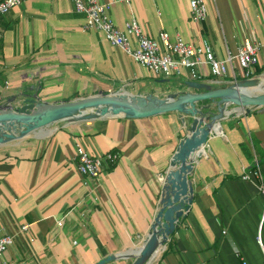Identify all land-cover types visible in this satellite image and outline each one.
<instances>
[{"label":"crops","instance_id":"obj_1","mask_svg":"<svg viewBox=\"0 0 264 264\" xmlns=\"http://www.w3.org/2000/svg\"><path fill=\"white\" fill-rule=\"evenodd\" d=\"M98 1L121 29L137 18L147 36L166 30L196 44L207 40L221 59L246 38L264 43V0H205L204 21L193 18L189 0ZM84 21L73 0H23L6 13L0 104L16 105L34 94L51 102L115 91L164 97L177 82L192 79L185 72L154 75L101 32L84 29ZM259 57L255 68H264V46ZM233 67L236 78L230 70L196 81L224 86L245 79L237 63ZM186 134L180 113L169 111L59 121L0 144V236L15 234L0 264H95L138 249L158 210L160 174ZM78 144L93 155L116 152L119 159L88 179L77 170ZM257 163L264 175V106L221 120L197 159L190 211L149 264L261 263L264 192L242 178ZM24 224L26 232L20 231Z\"/></svg>","mask_w":264,"mask_h":264},{"label":"water","instance_id":"obj_2","mask_svg":"<svg viewBox=\"0 0 264 264\" xmlns=\"http://www.w3.org/2000/svg\"><path fill=\"white\" fill-rule=\"evenodd\" d=\"M185 89H181L180 87ZM166 96L133 94L126 91L95 94L72 100L51 102L37 94L19 104H0V144L21 138L59 122L94 120L108 116L143 118L178 111L187 134L160 174L158 210L142 246L130 253L110 254L95 264L133 258L132 264H149L190 211L194 199V172L211 134L221 120L251 107L264 106V80L253 76L221 86L210 81L177 82ZM194 90V91H192Z\"/></svg>","mask_w":264,"mask_h":264},{"label":"built area","instance_id":"obj_3","mask_svg":"<svg viewBox=\"0 0 264 264\" xmlns=\"http://www.w3.org/2000/svg\"><path fill=\"white\" fill-rule=\"evenodd\" d=\"M123 1L130 3L131 0ZM22 2L23 0H0V24L2 17ZM73 2L76 12L84 14V29L101 32L107 41L121 47L133 60L156 76L185 72L190 78L198 80L207 73L223 76L232 70L236 78L233 67L236 61L242 76L249 78L255 70V65L260 61V50L264 46L261 41L246 38L235 53L228 50L226 57L221 59L217 57L213 45L207 40L196 44L188 42L179 34L173 37L166 30L159 32L157 37H150L143 32L137 18L126 20L124 28L121 29L114 23L108 5L98 0ZM189 5L195 20L204 21L207 18L208 6L205 0H189ZM76 155L77 170L88 179L98 178L106 166L116 163L119 159V154L111 151L93 155L80 144L76 146ZM242 178L254 180L264 192V175L259 163L250 169L245 168ZM84 182H87V178ZM28 227V224H24L20 231L26 232ZM14 237L15 234L7 233L0 236V256L13 244ZM257 242L264 253V242L260 235L257 236ZM243 264L250 263L244 260ZM259 264H264V260Z\"/></svg>","mask_w":264,"mask_h":264},{"label":"trees","instance_id":"obj_4","mask_svg":"<svg viewBox=\"0 0 264 264\" xmlns=\"http://www.w3.org/2000/svg\"><path fill=\"white\" fill-rule=\"evenodd\" d=\"M263 70H264V68H263V67L256 66V68H255L254 72L251 74V77H253V76H255V75H258V74L262 73V72H263Z\"/></svg>","mask_w":264,"mask_h":264},{"label":"rangeland","instance_id":"obj_5","mask_svg":"<svg viewBox=\"0 0 264 264\" xmlns=\"http://www.w3.org/2000/svg\"><path fill=\"white\" fill-rule=\"evenodd\" d=\"M235 63H236V61H234ZM263 76H261V75H259V76H257V77H261V78H264V74H262ZM181 77H179L178 75L177 76H174V77H171L170 78V83H174L175 81H177L178 79H180ZM264 210V209H263Z\"/></svg>","mask_w":264,"mask_h":264},{"label":"bare ground","instance_id":"obj_6","mask_svg":"<svg viewBox=\"0 0 264 264\" xmlns=\"http://www.w3.org/2000/svg\"><path fill=\"white\" fill-rule=\"evenodd\" d=\"M239 114V113H238Z\"/></svg>","mask_w":264,"mask_h":264}]
</instances>
